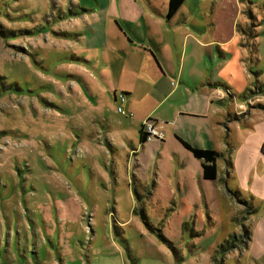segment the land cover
<instances>
[{
	"label": "rangeland",
	"instance_id": "1",
	"mask_svg": "<svg viewBox=\"0 0 264 264\" xmlns=\"http://www.w3.org/2000/svg\"><path fill=\"white\" fill-rule=\"evenodd\" d=\"M109 1L0 0V264H123L111 245L124 240L135 253L145 236L164 247L171 264H264V217L257 211L264 198L230 191L233 148L217 152L219 182L205 195L183 193L179 178L151 188L146 171L137 178L138 159L148 153L137 157L138 130L124 129V116L133 115L97 93L87 41L78 37L90 22L106 19ZM113 2L120 19L156 14L153 0ZM257 17L249 8L244 12L241 46L253 53L250 33L264 23ZM261 57L257 69H247L250 82L242 94L221 90L226 140L231 124L264 114ZM99 95L104 107L93 109ZM149 120L140 130L149 128L151 137L141 144L164 140L167 132ZM157 162L151 157L144 167L153 170ZM158 164L160 170L170 166ZM239 194L255 211L238 203ZM226 242L235 247L222 251ZM160 252L140 264H168Z\"/></svg>",
	"mask_w": 264,
	"mask_h": 264
},
{
	"label": "crops",
	"instance_id": "2",
	"mask_svg": "<svg viewBox=\"0 0 264 264\" xmlns=\"http://www.w3.org/2000/svg\"><path fill=\"white\" fill-rule=\"evenodd\" d=\"M130 2L136 6L137 0ZM169 2L153 0L157 15L137 20L123 14L120 19L118 6L110 0L105 6L104 21L94 20L78 30L80 40L85 39L88 44L86 61L96 76L97 93L109 106L121 107L133 115L121 114L125 118L124 129L138 130L141 148L137 157L148 153L143 159L137 158L143 164L137 178L141 179L139 175L146 171L148 177L143 178L151 181L149 188L159 183L164 186L163 179L173 185L179 178L183 193L198 189L205 195L220 177L206 180L202 162L194 158L182 141L214 152L233 148L235 175L228 185L230 191L237 192L239 188L243 194L264 198V114L250 117L247 124H231L234 129L228 140L224 139L225 126L219 125L228 116L221 90L242 94L250 82L247 69H257L259 54L264 58V23L249 36L257 43L256 52L249 46H241L246 39L244 12L249 8L264 21V0H185L172 17ZM126 7L132 10V5ZM88 11L94 12L91 8ZM98 80H102L103 89ZM117 93H123L126 101L118 100ZM100 95L93 96V109L104 107ZM145 119L167 130L164 140L141 144L140 129ZM137 146L136 143L131 149ZM151 157L158 160L153 170L144 167ZM168 162L172 169L167 165L168 170H160L158 163L164 167ZM156 174L160 176L158 179ZM220 188L218 184V196ZM235 198L250 210L251 203L242 202L240 194ZM262 204L257 211L264 217V201ZM253 229L256 235L261 234L260 227L253 224ZM145 240L143 237L144 242L138 244L135 253L131 251L134 247L119 240V244L111 245L113 255L122 257L123 264H140L142 260L156 258L153 253L161 247L162 252L156 254L164 255L171 264L162 245L154 244L149 236Z\"/></svg>",
	"mask_w": 264,
	"mask_h": 264
},
{
	"label": "trees",
	"instance_id": "3",
	"mask_svg": "<svg viewBox=\"0 0 264 264\" xmlns=\"http://www.w3.org/2000/svg\"><path fill=\"white\" fill-rule=\"evenodd\" d=\"M185 0H170L169 2V17H172L182 6ZM262 89V88H261ZM151 121V120H149ZM147 139V134L144 133V130L141 132V140L145 142ZM184 147L192 153L194 158L202 162L203 168V177L206 180H215L217 178L218 170H217V160L219 159L220 154L211 150H203L198 149L196 147L191 146L190 144L182 141ZM160 235V239L165 241V239ZM233 240V238H232ZM166 242V241H165ZM230 242H226L225 246H220L222 251H226L231 247H235Z\"/></svg>",
	"mask_w": 264,
	"mask_h": 264
},
{
	"label": "built area",
	"instance_id": "4",
	"mask_svg": "<svg viewBox=\"0 0 264 264\" xmlns=\"http://www.w3.org/2000/svg\"><path fill=\"white\" fill-rule=\"evenodd\" d=\"M120 97H121V100L124 101V97L123 96H120ZM119 111H121V110H119ZM144 132L147 134L146 140H149V137H151V133H150L149 128L146 129V127H145Z\"/></svg>",
	"mask_w": 264,
	"mask_h": 264
}]
</instances>
